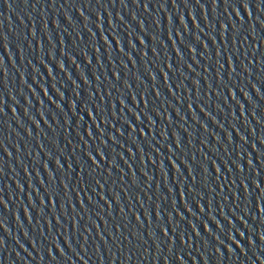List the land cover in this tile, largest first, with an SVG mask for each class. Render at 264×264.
Instances as JSON below:
<instances>
[{
	"label": "water",
	"instance_id": "water-1",
	"mask_svg": "<svg viewBox=\"0 0 264 264\" xmlns=\"http://www.w3.org/2000/svg\"><path fill=\"white\" fill-rule=\"evenodd\" d=\"M0 264H264V0H0Z\"/></svg>",
	"mask_w": 264,
	"mask_h": 264
}]
</instances>
